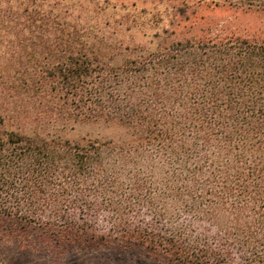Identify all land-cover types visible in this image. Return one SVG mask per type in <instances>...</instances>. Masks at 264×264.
<instances>
[{"label":"trees","instance_id":"1","mask_svg":"<svg viewBox=\"0 0 264 264\" xmlns=\"http://www.w3.org/2000/svg\"><path fill=\"white\" fill-rule=\"evenodd\" d=\"M173 1L180 17L264 10ZM59 7L0 0V241L60 261L264 264V42L131 46ZM70 122L125 134L72 141L55 131Z\"/></svg>","mask_w":264,"mask_h":264},{"label":"rangeland","instance_id":"2","mask_svg":"<svg viewBox=\"0 0 264 264\" xmlns=\"http://www.w3.org/2000/svg\"><path fill=\"white\" fill-rule=\"evenodd\" d=\"M60 10H71L88 25L107 28V32L126 45L155 47L157 43L200 37L244 38L264 42V10L235 7L201 6L180 17L173 0H38ZM97 6V9L96 7ZM62 8V9H61ZM73 10V11H72ZM71 20V19H70ZM180 25V26H179ZM181 29H177V28ZM178 30L176 35L170 34ZM182 30L183 33H179ZM168 32L165 34L164 32ZM161 35V39L155 37ZM169 38V39H164ZM58 128V129H57ZM55 131L65 139H118L123 130L116 126L65 123ZM0 259L5 264H160L139 253L119 249L80 250L67 254L63 260L55 256L23 251L15 243L0 241Z\"/></svg>","mask_w":264,"mask_h":264}]
</instances>
